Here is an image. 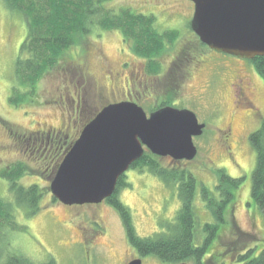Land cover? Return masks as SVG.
I'll return each instance as SVG.
<instances>
[{"label": "rangeland", "instance_id": "374dc122", "mask_svg": "<svg viewBox=\"0 0 264 264\" xmlns=\"http://www.w3.org/2000/svg\"><path fill=\"white\" fill-rule=\"evenodd\" d=\"M110 2L109 8H128L135 14L155 16L160 32L179 33L175 40L177 46L189 38L190 31L185 25L194 12L190 0ZM27 26L23 13L7 7L0 0V199L13 204L15 223L23 227L17 231L0 226V255L16 252L36 264L50 260L56 264H130L138 259L142 264H168L154 256L138 255L129 244L121 214L109 199L100 204L69 206L63 205L51 192L55 173L68 153L62 151L69 148L74 134L81 131L101 108L125 98L123 89L127 84L121 64L129 59V43L118 31L101 32L80 40L57 67L41 78L33 96L26 101L28 91L19 88L21 83L15 77V64L28 35ZM175 43L154 57L157 63L168 67L166 62L175 47L178 48L174 47ZM227 63L245 68L241 61L227 60ZM192 65L188 67L191 70ZM254 72L251 80L257 111H249L246 105L236 107V87L232 84H237V73L212 81V74L205 71L185 83L182 73L173 78L168 75L162 82L155 83L152 96L155 98L147 102L149 98L144 96L141 101L149 115L159 99L156 94L165 93L168 100L190 109L200 123L207 126L204 134L194 139L199 155L193 161L160 157L163 167L178 166L190 170L200 185L213 192H216L219 170H225L231 177L245 179L228 216L229 222L249 236L242 239L240 250L249 242L264 240V217L251 198L257 153L250 143V136L264 121V80L256 69ZM14 87L22 99L18 106L10 102L16 94ZM230 125L234 135L226 137V132L220 129L227 130ZM66 133L70 135L67 139ZM19 165L24 169L19 185L25 188L37 185L39 190L36 213L15 200L8 180L3 177L5 172ZM117 192L116 198L130 211L135 230L142 238L152 237L167 223H173L181 209L176 188L168 187L154 174L132 166L125 174V186ZM200 198L199 192L196 198L199 220L201 223L213 221ZM228 238L229 233H226L220 245L222 248Z\"/></svg>", "mask_w": 264, "mask_h": 264}, {"label": "trees", "instance_id": "16d2710c", "mask_svg": "<svg viewBox=\"0 0 264 264\" xmlns=\"http://www.w3.org/2000/svg\"><path fill=\"white\" fill-rule=\"evenodd\" d=\"M1 1L7 7L23 13L27 19L28 35L15 64V77L21 83L19 88L28 91L26 101L33 96L41 78L57 67L77 42L90 35L108 31L122 33L125 42L133 44L136 54L151 59L152 74L158 73L160 69L154 57L161 55L179 37L178 32H160L155 23L157 18L153 15L135 14L128 8H109L112 0ZM250 62L264 80V57H257ZM13 90L17 89L14 87ZM18 94L16 91L10 101L17 106L22 103ZM250 143L257 153L251 198L264 217V121L251 134ZM160 159L147 151L132 168L148 171L162 179L168 187L177 189L181 209L173 223H167L162 231L152 237H140L132 223L130 211L116 198L117 191L125 186V175L120 178L116 192L109 198L121 214L129 244L138 255L154 256L168 264H264V240L249 242L240 250L242 239L249 236L239 231L235 223L228 221L229 210H232L245 179L231 177L225 170H219V181L216 192H213L200 185L190 170L178 166L165 168L160 164ZM23 175L24 169L19 165L5 172L3 177L8 180L15 200L31 213H36L39 190L37 185L29 188L20 186L18 181ZM199 192L213 221L201 223L199 220L196 208ZM15 209L12 203L0 199V226L21 231L23 227L15 223ZM226 233H229L228 242L222 248L220 245ZM0 264L36 263L23 254L11 252L0 255ZM45 264L56 262L50 260Z\"/></svg>", "mask_w": 264, "mask_h": 264}, {"label": "water", "instance_id": "95a60500", "mask_svg": "<svg viewBox=\"0 0 264 264\" xmlns=\"http://www.w3.org/2000/svg\"><path fill=\"white\" fill-rule=\"evenodd\" d=\"M190 1L192 30L202 43L240 59L264 57V0ZM205 129L189 109L167 106L148 116L131 102L105 107L66 154L50 184L52 195L69 206L103 203L146 149L156 157L193 161L194 138Z\"/></svg>", "mask_w": 264, "mask_h": 264}, {"label": "flooded vegetation", "instance_id": "af4514ba", "mask_svg": "<svg viewBox=\"0 0 264 264\" xmlns=\"http://www.w3.org/2000/svg\"><path fill=\"white\" fill-rule=\"evenodd\" d=\"M194 16L193 14L186 20V27L190 31L189 38L185 40V43H179L177 46V43H175L174 47L177 46L178 48L175 47V54L173 53L170 57L169 62H166L168 67L164 66L161 63H158L160 65L159 72L156 74L151 73L150 65H151V59L142 57L138 54H136L133 44L129 43L128 45V60L123 62L122 65V75L126 78V87H124V94L126 96H123L125 98L121 99L120 101L114 102L112 104H118V103H123V102H131L132 104H136L144 109V106L141 104V101L143 97L145 96L148 101H151L153 96V93L155 94V83L162 82L165 78H168L167 76L170 75L172 78L175 76L178 77L179 74H184V77H181L183 82L190 81L193 79V77L196 74L203 73V72H208L212 74V81L219 80L221 77H233V74L238 76L234 77V80L236 78L237 84L234 85L232 84V87L235 86L236 89L235 94L237 100L236 107H243L247 106L249 107V111H257L256 105L253 101L254 98V88L252 87L253 82L251 80V77L253 74H256L254 72V66L250 62L251 60H246V59H240L238 57L224 54L221 52H218L216 50H212L209 46L206 44L202 43L200 38L196 35V33L192 30L191 22L192 18ZM181 45V46H180ZM180 46V47H179ZM185 46V47H184ZM125 51V50H124ZM130 53V54H129ZM182 53V54H181ZM156 59H154L155 61ZM227 60L231 61H241L244 63L245 68L240 69L237 68V65L233 66L230 63H227ZM158 60H156L157 62ZM155 62V63H156ZM225 62V63H224ZM193 64V65H192ZM190 65L193 66V69L188 68ZM240 69V70H239ZM244 74H247L245 76ZM128 75V76H126ZM243 75V76H242ZM172 80V79H171ZM165 87H167L166 84H164ZM154 91V92H153ZM157 93V92H156ZM159 99H156V103L154 104V110L152 112H155L161 108L171 106L175 107L178 109H186L182 108L179 105H175V103H172L170 100L167 99L166 95L163 93H157L156 94ZM112 104H110L112 106ZM101 110L95 115V117L102 111ZM145 110V109H144ZM190 110V109H189ZM257 113V112H256ZM148 114V113H147ZM151 114V113H150ZM149 114V115H150ZM94 117V118H95ZM93 118L91 119V121ZM90 121V122H91ZM89 122V123H90ZM88 123V124H89ZM87 124V125H88ZM86 125V126H87ZM85 126V127H86ZM84 127V128H85ZM207 127V126H206ZM82 128V129H84ZM78 130L79 132L74 134L73 140L71 145L67 144L69 148L63 150L62 152H68L67 150H70L71 147L76 143V141L80 138L82 134V130ZM223 133L226 132V137L233 136L234 135V130L233 127L230 125L227 127V130L220 129ZM70 135H67L66 133V139ZM198 152H199V147H198ZM64 153V154H65Z\"/></svg>", "mask_w": 264, "mask_h": 264}]
</instances>
